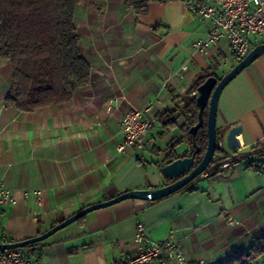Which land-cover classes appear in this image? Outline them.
Here are the masks:
<instances>
[{
    "label": "crops",
    "instance_id": "1",
    "mask_svg": "<svg viewBox=\"0 0 264 264\" xmlns=\"http://www.w3.org/2000/svg\"><path fill=\"white\" fill-rule=\"evenodd\" d=\"M124 1L80 0L75 22L90 81L63 103L33 111L7 107L11 70L0 60V180L16 199L0 207V242L34 237L124 191L167 184L157 165L169 159L158 156L168 148L176 157L191 150L180 114L195 97L196 91L188 94L194 81L205 71L221 77L236 64L225 39L207 54L192 50L212 24L184 0H149L141 13ZM250 43H264V36L251 35ZM129 108L145 110L152 128L143 149L119 153V123ZM166 110L178 116L176 126L160 125L157 116ZM237 123L239 147L215 157L182 189L156 201L127 199L94 210L26 247L27 255L38 264H117L134 252L136 225L143 222L153 238L179 240L188 260L227 264L264 236V54L219 96L217 140L224 144ZM226 161L230 165L219 168ZM32 189L42 191L41 206L23 197ZM251 264H264V255Z\"/></svg>",
    "mask_w": 264,
    "mask_h": 264
},
{
    "label": "trees",
    "instance_id": "2",
    "mask_svg": "<svg viewBox=\"0 0 264 264\" xmlns=\"http://www.w3.org/2000/svg\"><path fill=\"white\" fill-rule=\"evenodd\" d=\"M147 1L125 0L124 5L127 9L132 8L136 13H141L145 11ZM79 4L80 0H0V60L7 61L11 70L10 87L5 97L7 107L33 111L60 104L88 85L90 64L79 48L75 22ZM211 75L219 77L215 72L205 71L194 81L188 94L196 91ZM197 112L195 97L187 98L180 115L185 120L183 127L191 150L192 139L188 130L196 124ZM177 117L168 110L157 116L164 128L176 126ZM195 141L200 147V155L196 157L198 160L206 148L205 123L198 129ZM177 143L175 141L173 145ZM224 153V150L218 149L214 158ZM224 157L227 156H221ZM174 158L173 149L168 148L165 159L170 162ZM157 166L160 171L162 165ZM166 180L167 183L171 181ZM84 217L76 222H81ZM261 255H264V236L227 264H251Z\"/></svg>",
    "mask_w": 264,
    "mask_h": 264
},
{
    "label": "built area",
    "instance_id": "3",
    "mask_svg": "<svg viewBox=\"0 0 264 264\" xmlns=\"http://www.w3.org/2000/svg\"><path fill=\"white\" fill-rule=\"evenodd\" d=\"M184 3L189 10L212 24L205 37L191 43L195 52L207 54L220 40L225 39L229 46L228 59L237 63L252 48L250 36H264V0H184ZM158 99L156 96L146 107H152ZM144 111L129 108L122 114L119 123L122 138L116 146L117 152L144 148L152 128V122ZM217 145L222 148V142L217 141ZM229 165L230 162L226 161L219 168ZM22 194L26 199L32 197L38 206L42 205L41 190H23ZM15 203L12 191L0 180V207L14 206ZM133 240L134 252L120 258L117 264H205L204 260H188L179 240L172 236L161 240L153 238L143 222L137 223ZM0 264H38V261L28 256L25 248L0 249Z\"/></svg>",
    "mask_w": 264,
    "mask_h": 264
},
{
    "label": "water",
    "instance_id": "4",
    "mask_svg": "<svg viewBox=\"0 0 264 264\" xmlns=\"http://www.w3.org/2000/svg\"><path fill=\"white\" fill-rule=\"evenodd\" d=\"M261 54H264V43L253 46L244 58L233 65L231 69L221 77L215 75L208 76L196 88L195 102L198 108L197 122L188 130L192 139V150L187 154L178 156L172 161L165 163L160 168L161 175L165 179L171 180L169 183L153 189L127 190L112 198L86 205L34 237L17 241L0 242V249L23 248L44 241L57 231L86 216L88 213L100 208L111 206L123 200L138 199L144 201H156L162 199L182 189L194 179L202 175L213 163L216 151L218 149L220 150V147L217 145L216 128L219 96L224 87ZM205 109L206 117H204ZM204 123L206 125V148L201 158L196 160V157L200 155V147L196 144L195 135ZM241 131L242 126L240 123L230 126L224 137V147L222 150L225 151L227 149L235 151L240 145L239 141L236 139V135L241 133Z\"/></svg>",
    "mask_w": 264,
    "mask_h": 264
},
{
    "label": "rangeland",
    "instance_id": "5",
    "mask_svg": "<svg viewBox=\"0 0 264 264\" xmlns=\"http://www.w3.org/2000/svg\"><path fill=\"white\" fill-rule=\"evenodd\" d=\"M218 137H221L220 135V132H218ZM177 147H178V145H177ZM158 158H161V159H165V153H164V155L162 154L161 156H158ZM152 159H153V157L151 156V155H148L147 156V160H149V161H152ZM215 160V159H214ZM230 162V161H229ZM213 163H215V161L213 162ZM231 163V162H230Z\"/></svg>",
    "mask_w": 264,
    "mask_h": 264
},
{
    "label": "flooded vegetation",
    "instance_id": "6",
    "mask_svg": "<svg viewBox=\"0 0 264 264\" xmlns=\"http://www.w3.org/2000/svg\"><path fill=\"white\" fill-rule=\"evenodd\" d=\"M217 141H220L221 142V140H217ZM223 143V142H222ZM224 147V144H222V148ZM222 148H220V149H222ZM213 164V163H212ZM212 164L210 165V167L208 168V170L211 168V166H212Z\"/></svg>",
    "mask_w": 264,
    "mask_h": 264
}]
</instances>
